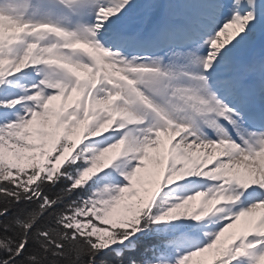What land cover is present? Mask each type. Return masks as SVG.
Segmentation results:
<instances>
[{
    "label": "snow or ice",
    "instance_id": "obj_1",
    "mask_svg": "<svg viewBox=\"0 0 264 264\" xmlns=\"http://www.w3.org/2000/svg\"><path fill=\"white\" fill-rule=\"evenodd\" d=\"M0 264H264V0H0Z\"/></svg>",
    "mask_w": 264,
    "mask_h": 264
}]
</instances>
